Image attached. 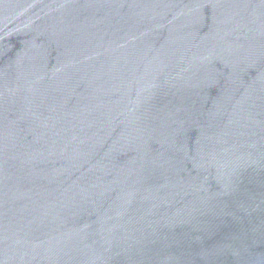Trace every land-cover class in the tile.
<instances>
[{"label": "water", "instance_id": "95a60500", "mask_svg": "<svg viewBox=\"0 0 264 264\" xmlns=\"http://www.w3.org/2000/svg\"><path fill=\"white\" fill-rule=\"evenodd\" d=\"M0 264H264V0H0Z\"/></svg>", "mask_w": 264, "mask_h": 264}]
</instances>
